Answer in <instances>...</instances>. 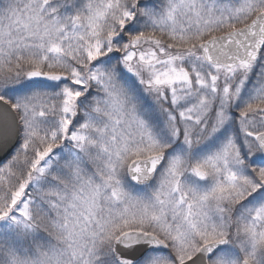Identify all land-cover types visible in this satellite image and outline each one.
Returning <instances> with one entry per match:
<instances>
[{
	"label": "snow or ice",
	"instance_id": "1",
	"mask_svg": "<svg viewBox=\"0 0 264 264\" xmlns=\"http://www.w3.org/2000/svg\"><path fill=\"white\" fill-rule=\"evenodd\" d=\"M0 264H264V0H0Z\"/></svg>",
	"mask_w": 264,
	"mask_h": 264
}]
</instances>
